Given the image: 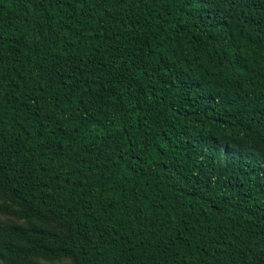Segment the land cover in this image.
I'll return each mask as SVG.
<instances>
[{
  "label": "trees",
  "instance_id": "trees-1",
  "mask_svg": "<svg viewBox=\"0 0 264 264\" xmlns=\"http://www.w3.org/2000/svg\"><path fill=\"white\" fill-rule=\"evenodd\" d=\"M0 194V264H264V0H0Z\"/></svg>",
  "mask_w": 264,
  "mask_h": 264
},
{
  "label": "rangeland",
  "instance_id": "rangeland-1",
  "mask_svg": "<svg viewBox=\"0 0 264 264\" xmlns=\"http://www.w3.org/2000/svg\"><path fill=\"white\" fill-rule=\"evenodd\" d=\"M10 203L9 196H3L0 194V205ZM0 226L3 228L4 238L8 239L11 236V229L13 228H25L30 232V235L34 234V231L41 229H49L54 232H62L56 223L45 222L37 219L26 220L11 215H0ZM22 242L27 240L19 239ZM30 264H73V259L66 257L55 262L46 261L41 258H33Z\"/></svg>",
  "mask_w": 264,
  "mask_h": 264
}]
</instances>
